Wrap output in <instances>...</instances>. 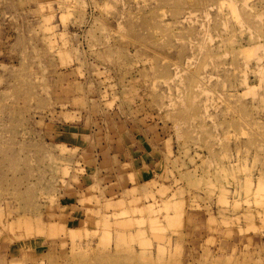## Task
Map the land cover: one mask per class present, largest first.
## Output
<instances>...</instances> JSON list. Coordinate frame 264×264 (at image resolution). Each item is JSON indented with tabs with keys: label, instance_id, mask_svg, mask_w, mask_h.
I'll list each match as a JSON object with an SVG mask.
<instances>
[{
	"label": "rangeland",
	"instance_id": "1",
	"mask_svg": "<svg viewBox=\"0 0 264 264\" xmlns=\"http://www.w3.org/2000/svg\"><path fill=\"white\" fill-rule=\"evenodd\" d=\"M0 264H264V0H0Z\"/></svg>",
	"mask_w": 264,
	"mask_h": 264
},
{
	"label": "bare ground",
	"instance_id": "2",
	"mask_svg": "<svg viewBox=\"0 0 264 264\" xmlns=\"http://www.w3.org/2000/svg\"><path fill=\"white\" fill-rule=\"evenodd\" d=\"M58 230H60L58 224H52V225H50L49 228H48V232H49L50 234H53V233H55V232L58 231ZM70 233H71V234H72V233H75V231L72 230V231H70Z\"/></svg>",
	"mask_w": 264,
	"mask_h": 264
}]
</instances>
